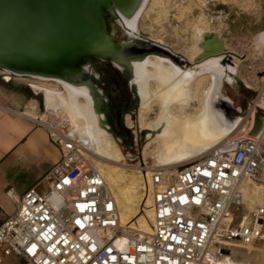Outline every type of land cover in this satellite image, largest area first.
Returning <instances> with one entry per match:
<instances>
[{"label": "built area", "instance_id": "built-area-1", "mask_svg": "<svg viewBox=\"0 0 264 264\" xmlns=\"http://www.w3.org/2000/svg\"><path fill=\"white\" fill-rule=\"evenodd\" d=\"M263 87L243 116L251 125L264 117ZM31 110L35 117L21 113L48 131L61 158L0 218V264L12 256L23 264H224L264 241V122L257 136L245 130L175 172L140 163L153 211L142 232L122 225L114 193L70 125ZM48 178L52 186L41 189Z\"/></svg>", "mask_w": 264, "mask_h": 264}, {"label": "bare ground", "instance_id": "bare-ground-1", "mask_svg": "<svg viewBox=\"0 0 264 264\" xmlns=\"http://www.w3.org/2000/svg\"><path fill=\"white\" fill-rule=\"evenodd\" d=\"M151 1L153 4H157L159 0ZM151 1L127 0L126 5L124 4L117 9L118 13L115 9L119 24L130 36L138 33L135 27L140 26V19ZM224 1L227 2L228 0ZM198 29L194 47L197 54L194 55V58L195 61L200 62L191 69L199 70L201 74L205 73L209 76L210 83L202 91L200 89L202 75L201 77L200 75L197 76L196 72L190 68L180 69L163 57L150 55L144 61L136 62L131 66L134 81L138 84L141 93L140 123L144 128L151 131V137L145 145V150L154 146V166L166 168L170 172H175L178 165H183L212 148L226 146L228 141L246 136V131L252 136L251 133L258 118L257 116L253 119L252 125L249 117L243 118L241 127L239 124L238 127L240 128L237 127L235 132L230 134L239 119L235 125L227 126L213 108L214 101L223 93L221 81L223 68L220 63L223 56L222 54L207 55L222 48L226 49L227 46L217 32L211 28L198 26ZM113 34L116 35L115 30ZM256 43L263 51L264 31L256 36ZM83 66L91 75V85L68 75L25 73L10 68L1 70L8 74L6 75L8 77L13 75L26 76L37 80L31 83V87L44 95L48 110L51 109L70 125L73 135L81 140L86 148L84 151L86 158L104 174L118 203L122 225L142 232H150L153 218L150 197H148L150 207L148 223L144 218L137 221L138 225L143 228L124 221L125 217L121 204L124 202V205H129L132 198H141L144 187L147 193L148 187L145 184L146 180L144 181L146 174L139 171L138 174L129 173L130 176H128L121 169V165H131L123 163L120 153L109 145L111 129L109 130L104 121L101 108L102 105L105 110L107 99L102 86L100 87L97 82L99 74L94 73L91 64L87 63ZM228 68L233 72L236 71V67L233 65H229ZM47 81L54 82V86L45 85L44 82ZM152 82L154 88L151 86ZM197 83L199 86H195ZM248 86L250 87V85ZM262 93L264 94V87ZM196 96H200L197 99L200 102L199 110L189 111L187 108ZM153 104L158 105V112L154 119L148 121L145 112L150 110ZM29 116L35 117L36 114ZM130 120L132 122L128 124L134 128V118L130 116ZM90 155L99 161L93 162ZM49 180L50 178L47 179V181ZM120 197L124 198L121 199ZM224 264L238 263L231 259H224Z\"/></svg>", "mask_w": 264, "mask_h": 264}, {"label": "rangeland", "instance_id": "rangeland-1", "mask_svg": "<svg viewBox=\"0 0 264 264\" xmlns=\"http://www.w3.org/2000/svg\"><path fill=\"white\" fill-rule=\"evenodd\" d=\"M108 25L111 31H116L115 37L118 42L121 43L129 39L125 29L119 24L118 17L110 16ZM198 26L211 28L224 40L228 50L226 55L233 56L231 63L236 67V77L241 81L243 87L250 91V93L246 92L244 95L241 91L239 93V89L235 85V90L231 89L228 92L235 101L240 113L239 122L230 131L231 134L235 132L239 124L241 127L242 119L243 116H246L250 100L257 94L264 82V50L262 51V48L256 43V36L264 31V0H228L227 2L224 0H159L157 4H153L151 1L140 19V26L135 27V30L138 31L135 35L140 39L149 40L167 47L186 59L196 62L194 55L197 54V50L194 47L198 36ZM103 63L102 59H94L93 68L96 69L94 73L100 75L104 73ZM0 71L2 70L0 69ZM193 71L196 72L197 76L200 75L201 77L202 75V82H199L202 91L210 83L209 76L205 73L201 74L199 70L193 69ZM2 73L5 76L8 75L4 71ZM9 77L11 79L14 78L17 85L27 91L32 98L39 100L42 112L51 111V109L47 110L45 107L44 95L31 87V83L37 81L36 79L16 75ZM44 84L54 86L53 84L55 83L47 81ZM151 86L154 88L153 82ZM195 86H199V84L197 83ZM199 97L193 98L192 104L187 108L189 111L195 112L199 110L200 102L197 100ZM140 106L142 107L141 102ZM157 106V104H153L152 108L145 112L148 121L155 118L158 112ZM141 107L134 111V121H137L136 128L137 130L141 129L144 137L142 148L134 151H125L119 145L121 139H118L113 131L110 133L113 147L122 155V162L131 165L120 166L128 176H130L129 173H140V163H146L148 166L155 165L153 157L154 146L145 150V145L149 142L151 135L143 132L144 128L139 122ZM28 114L35 115L36 113L32 110V113ZM61 115L64 117L63 114ZM126 122L127 124L132 122L130 115L127 116ZM132 132L136 143L138 136H136V131L132 130ZM90 159L93 162L99 161L92 155H90ZM52 182L53 180L50 179L44 182L40 188L48 190L52 186ZM144 190L141 198H132L129 205H124V202L121 204L125 210L123 214L125 217L124 221L135 224L139 228H143L137 222L140 218H144L146 223L149 221V200L146 189ZM120 198L123 199L124 197ZM2 264H23V261L18 257L12 256L6 258Z\"/></svg>", "mask_w": 264, "mask_h": 264}, {"label": "water", "instance_id": "water-1", "mask_svg": "<svg viewBox=\"0 0 264 264\" xmlns=\"http://www.w3.org/2000/svg\"><path fill=\"white\" fill-rule=\"evenodd\" d=\"M126 1L0 0V69L68 75L91 85L84 64L93 65L95 58L124 62L123 45L108 22L110 16L118 17L115 9ZM227 52L222 48L207 55L222 54L232 65ZM263 122L259 115L252 136L259 134Z\"/></svg>", "mask_w": 264, "mask_h": 264}, {"label": "crops", "instance_id": "crops-1", "mask_svg": "<svg viewBox=\"0 0 264 264\" xmlns=\"http://www.w3.org/2000/svg\"><path fill=\"white\" fill-rule=\"evenodd\" d=\"M36 107L41 110L39 100L0 71V218L15 213L21 195L61 158L48 131L21 113ZM234 261L264 264V241L240 248Z\"/></svg>", "mask_w": 264, "mask_h": 264}, {"label": "flooded vegetation", "instance_id": "flooded-vegetation-1", "mask_svg": "<svg viewBox=\"0 0 264 264\" xmlns=\"http://www.w3.org/2000/svg\"><path fill=\"white\" fill-rule=\"evenodd\" d=\"M126 35L129 39L121 42L123 45V64L117 65L113 61L103 60L104 63L102 65L105 70L102 75H98L97 82L100 87L102 86L101 88L107 99L105 110L102 105L101 108L104 121L107 123L109 130L111 129L110 133L113 131L115 136L121 139L119 145L125 151H134L142 148L144 137L141 129L137 130V128H135L137 126V121H135L134 128L128 126L126 122L127 116L130 115L134 118V111L137 110L138 107H141V93L138 84L134 81V74L131 66L136 62L144 61L148 56L154 54L167 57L180 69H191V67L198 65L200 61L193 62L167 47L149 40L140 39L136 35L130 36L127 33ZM220 63L223 68L221 73L223 93L214 101L213 108L219 114L224 124L233 126L240 118V113L237 109L238 107L235 105V101L228 92L231 89L235 90V85L238 87L239 93L242 92L244 95L247 89L243 87L241 81L236 77L235 72L229 70V64L226 63L223 58L220 60ZM91 66L93 68V65ZM93 70L95 71L96 69L93 68ZM191 70H193V68ZM132 130L136 131V136H138L136 143ZM143 130V132H147L151 135L149 129L144 128ZM109 145L114 148L111 139ZM144 189L146 188L144 187Z\"/></svg>", "mask_w": 264, "mask_h": 264}, {"label": "trees", "instance_id": "trees-1", "mask_svg": "<svg viewBox=\"0 0 264 264\" xmlns=\"http://www.w3.org/2000/svg\"><path fill=\"white\" fill-rule=\"evenodd\" d=\"M246 92H247V93H250V91H248V90H246ZM122 212H123V214H124V212H125L124 208H122Z\"/></svg>", "mask_w": 264, "mask_h": 264}]
</instances>
